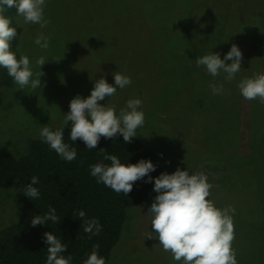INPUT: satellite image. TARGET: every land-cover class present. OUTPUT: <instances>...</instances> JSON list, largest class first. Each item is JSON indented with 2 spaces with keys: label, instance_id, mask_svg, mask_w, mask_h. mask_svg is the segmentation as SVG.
Returning a JSON list of instances; mask_svg holds the SVG:
<instances>
[{
  "label": "rangeland",
  "instance_id": "rangeland-1",
  "mask_svg": "<svg viewBox=\"0 0 264 264\" xmlns=\"http://www.w3.org/2000/svg\"><path fill=\"white\" fill-rule=\"evenodd\" d=\"M44 16L43 29L17 18L20 56L30 58L34 73L36 59L46 61L44 87L21 90L14 83L2 90L0 147L14 157L26 153L41 126L63 124L71 99L87 97L102 75L113 84L118 71L131 85L99 103L119 110L140 98L145 123L137 138L156 153L163 173L203 172L211 185L207 199L235 209L231 244L238 264H264V103L243 99L236 87L264 74V0H47ZM40 32L49 37L47 50L33 43ZM233 44L250 55L242 56L236 80L213 78L196 65L211 50L223 58ZM211 83L223 85V93L213 95ZM18 194L15 185L0 191V231L14 221ZM156 195L141 213L128 210L106 264H176L146 237L153 230L142 215ZM245 239L252 242L246 246Z\"/></svg>",
  "mask_w": 264,
  "mask_h": 264
},
{
  "label": "clouds",
  "instance_id": "clouds-1",
  "mask_svg": "<svg viewBox=\"0 0 264 264\" xmlns=\"http://www.w3.org/2000/svg\"><path fill=\"white\" fill-rule=\"evenodd\" d=\"M47 0H0V68L6 69L12 81L19 89L26 87L33 91L44 87L40 77V68L46 63L44 57L36 59L39 72H33V64L26 55L17 59L16 53L10 48L11 42L17 38V28L11 27V20L4 15L5 8H15L18 16L26 25H39L41 29L47 26L44 10ZM33 43L47 50L49 37L40 32ZM242 53L233 44L229 51L220 57L212 50L198 58L196 65L202 66L205 72L213 78L223 76L226 82L234 81L241 67ZM231 61V63H226ZM113 84H109L102 75L93 82V87L87 97L77 95L69 102V110L64 114L63 124L53 130L47 125L41 126L38 138L54 151L62 160L72 162L77 158L73 144L66 143L64 129L70 125L68 140L79 139L91 151L99 144L101 138L106 140L122 136L125 143H131L137 137V130L145 123V115L141 110L140 98L128 99L124 106L117 110L115 104H109V98L116 96L118 89L131 85L129 76L112 73ZM213 95H221L223 85H209ZM239 94L245 100H259L264 103V74H253L244 77L236 84ZM107 101L103 104L99 103ZM101 161L89 165V174L98 184H103L116 193L127 194L132 190L133 183L144 180L152 184V191L157 195L153 198L142 215L149 219L152 232L148 231V239L158 241V247L170 254L176 264H238L231 242L234 239L233 215L235 209L231 206L218 208L210 196L211 185L203 172L193 173L187 168H177L173 173H160L152 177L156 171L151 160L141 159L135 164L121 163L117 155L108 154L105 149ZM162 155V154H161ZM109 161L110 163H105ZM146 178V179H145ZM40 183L39 177L30 176V183L25 186L24 195L32 200L40 199L41 193L35 185ZM83 221V231L92 236H98L102 226L98 219H86V213L79 210L74 213ZM48 222L59 224L60 218L56 209L49 206L43 215L31 218L32 227L45 226ZM149 227V226H148ZM145 237V238H146ZM42 241L46 245L47 256L45 264H72L73 256L63 253L68 244L62 242L60 236L52 231L44 232ZM82 264H106L105 258L99 254V245L83 260Z\"/></svg>",
  "mask_w": 264,
  "mask_h": 264
},
{
  "label": "trees",
  "instance_id": "trees-1",
  "mask_svg": "<svg viewBox=\"0 0 264 264\" xmlns=\"http://www.w3.org/2000/svg\"><path fill=\"white\" fill-rule=\"evenodd\" d=\"M15 11L14 7H6L4 15L11 20L10 26L17 28V38L11 42L10 48L19 59L21 31ZM242 56L250 55L242 53ZM13 84L6 69L0 68V104L2 90L13 87ZM251 122L253 130L256 124L253 115ZM69 132L70 125L64 129L65 142L73 144L77 151L76 160L70 163L62 160L40 139L29 140L26 153L19 157L0 147V191L15 185L19 193L13 223L0 231V264H45L47 251L42 235L50 231L68 244L63 254L73 256L72 264H82L94 245H99V254L107 263L122 239L128 212L133 209L141 213V206L153 193L152 184L145 183L143 179L134 182L126 196L98 184L89 174V165L101 161L103 153L98 151L105 149L125 164H135L141 159L151 160L156 171L150 175L159 176L163 173L159 158L142 140L135 137L131 143H125L119 135L108 140L101 138L97 147L89 151L79 139L75 142L68 140ZM32 175L39 177L40 181L35 185L41 193L37 200L24 195ZM49 206L56 209L60 223L48 222L45 226L32 227L31 218L43 215ZM79 210L86 213V219L99 220L102 231L98 236L89 238V234L83 231V221L74 214ZM247 241L246 246L252 242Z\"/></svg>",
  "mask_w": 264,
  "mask_h": 264
}]
</instances>
